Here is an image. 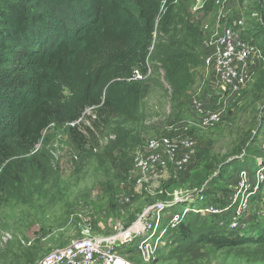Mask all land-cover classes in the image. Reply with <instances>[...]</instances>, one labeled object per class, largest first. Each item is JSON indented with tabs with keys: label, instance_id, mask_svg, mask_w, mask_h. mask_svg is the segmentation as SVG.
<instances>
[{
	"label": "rangeland",
	"instance_id": "374dc122",
	"mask_svg": "<svg viewBox=\"0 0 264 264\" xmlns=\"http://www.w3.org/2000/svg\"><path fill=\"white\" fill-rule=\"evenodd\" d=\"M218 1L204 0L205 4L197 7L195 0H176L186 25L197 29L200 38L180 27L154 33L148 71L142 74L136 69L144 96L134 120L100 119L94 126L95 112L87 110L79 121L86 138L81 149L72 143L66 129L51 125L31 153L12 160L20 182L0 194V264H37L45 255L78 239L86 228L92 235L110 237L119 226L130 227L144 206L174 201L176 194L178 199L202 194L207 202L212 197L218 201L224 196L220 193L232 190L241 168L253 173L258 157L264 161V113L260 112L264 105V33L252 30L257 23L250 18L251 13L260 12L264 19V0ZM222 15L227 21L237 15L245 18L248 36L263 58L254 61L250 78L238 89L216 85L212 70L202 63L204 42L219 32ZM156 46L181 51L197 46L201 63L191 70L192 81L179 94L172 92L164 64L153 60L162 50ZM193 99L207 111L218 113L219 121L204 123L191 106ZM177 135L193 139L196 147L195 158L179 179L160 182L154 193L134 196L124 210L119 209L118 185L145 144ZM259 191L250 201L247 216L251 222L243 233L201 239L192 254L173 253L176 248L170 238L148 264H264V244L221 245L228 237H257L264 226V184ZM186 205H175L174 210L181 211ZM118 253L131 264H147L135 250L120 247Z\"/></svg>",
	"mask_w": 264,
	"mask_h": 264
},
{
	"label": "trees",
	"instance_id": "16d2710c",
	"mask_svg": "<svg viewBox=\"0 0 264 264\" xmlns=\"http://www.w3.org/2000/svg\"><path fill=\"white\" fill-rule=\"evenodd\" d=\"M175 2L0 0L1 195L20 182L12 160L31 153L51 125L66 129L81 149L86 138L79 121L85 111L95 112L94 126L100 119H135L144 91L141 82L131 78L136 69L147 73L154 33L180 27L200 38L197 29L186 25ZM252 30L264 33L258 24ZM155 48L162 50L153 60L164 64L172 92L179 94L191 83V70L201 63L197 46L190 51ZM229 232L236 234L193 215L171 236L173 253L192 254L199 240ZM221 243L261 246L264 226L256 238L241 235Z\"/></svg>",
	"mask_w": 264,
	"mask_h": 264
},
{
	"label": "built area",
	"instance_id": "2783aa9c",
	"mask_svg": "<svg viewBox=\"0 0 264 264\" xmlns=\"http://www.w3.org/2000/svg\"><path fill=\"white\" fill-rule=\"evenodd\" d=\"M203 2L195 0L197 7H202ZM250 18L264 27V19L258 13H251ZM220 21L219 32L204 42L202 63L212 70L216 85L238 89L250 78L254 61H263V58L248 36V25L242 15L231 21L222 15ZM141 78L140 73L134 71L131 80ZM191 106L204 123L212 125L219 121V114L207 111L199 100L193 99ZM262 111L264 113V105L260 109L261 114ZM195 156L194 141L187 136L149 140L135 158L124 182L118 185L117 207L124 210L134 196L154 193L160 182L178 180ZM256 162L253 173L247 168L237 172L232 190L218 201L207 202L202 194H185L178 199L176 194L174 201L144 206L130 227L119 226L115 229L116 234L110 237L92 235L86 228L81 231L80 238L45 255L37 264H131L118 253L120 247L141 253L145 263H152L179 225L193 215L203 221L211 219L218 227L241 234L251 222L247 216L250 214V201L260 193L259 189L264 184V161L259 158ZM185 203L187 205L181 211L174 210L175 205Z\"/></svg>",
	"mask_w": 264,
	"mask_h": 264
}]
</instances>
